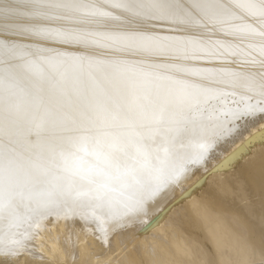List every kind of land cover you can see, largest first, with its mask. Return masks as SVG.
I'll return each instance as SVG.
<instances>
[{"label": "bare ground", "instance_id": "obj_1", "mask_svg": "<svg viewBox=\"0 0 264 264\" xmlns=\"http://www.w3.org/2000/svg\"><path fill=\"white\" fill-rule=\"evenodd\" d=\"M112 2L110 17L64 22L86 43L0 36L14 45L0 60L15 73L11 86L0 83V109L22 105L17 124L0 125V139L15 141L25 164L39 161L0 186V260L264 264V18L236 7L243 0H222L231 7L195 26L144 18L139 28L152 45L144 49L117 39L127 21ZM15 4L0 0V11ZM149 100L163 119L114 122L103 143L111 163L101 161L92 181L57 157L59 131L29 133L45 105L122 103L140 112Z\"/></svg>", "mask_w": 264, "mask_h": 264}, {"label": "snow or ice", "instance_id": "obj_2", "mask_svg": "<svg viewBox=\"0 0 264 264\" xmlns=\"http://www.w3.org/2000/svg\"><path fill=\"white\" fill-rule=\"evenodd\" d=\"M107 0H16V4L8 11H0V36L17 33L21 36L42 40L60 39L65 43H86V40L74 29L67 28L65 21H80L86 15L110 17L111 12L105 11ZM111 8L121 9V14L127 21V27L122 36L118 37L129 46L144 49L151 48V42L143 36L139 26L144 18L171 20L180 25L195 26L206 19L211 21L215 14L231 7L222 0H115ZM247 10L248 14L264 18V0H243L238 4ZM59 24L53 31L48 25ZM63 29V31L61 30ZM14 45L0 40V51L12 52ZM0 83L11 86L14 82V70L6 60H0ZM132 71V68L128 69ZM120 91L126 97L127 85ZM69 111H59L44 106L40 117L29 121V133L39 134L49 127L59 131L57 137L62 143L57 157L63 161L74 175L85 173L90 181L103 171L100 162L111 163L110 154L104 151L103 143L110 135L108 129L116 121L128 122L135 118H146L151 114L157 122L163 119V111L157 114L154 102L149 100L146 105H138L140 112H133L131 107L122 103L109 105L107 103L84 104L80 107L69 105ZM22 110L20 103H9L0 109V125L9 126L18 123V114ZM2 130V129H0ZM15 141L5 142L0 139V186L11 187L19 179L18 174L24 172L30 175L31 170L39 167V161L29 158L25 164L22 154L13 147ZM111 147V145H109ZM242 144L238 151H242ZM91 158V159H89Z\"/></svg>", "mask_w": 264, "mask_h": 264}, {"label": "rangeland", "instance_id": "obj_3", "mask_svg": "<svg viewBox=\"0 0 264 264\" xmlns=\"http://www.w3.org/2000/svg\"><path fill=\"white\" fill-rule=\"evenodd\" d=\"M261 139L262 140H264V135H263V137H261ZM255 143H257V141H254ZM254 143V144H255ZM253 144V142L252 143H250V144H248L249 145V147H251L252 145H254ZM207 168H205V170H203V173L205 172H208V170H210V169H207ZM250 172V171H249ZM248 171H246V173L248 174L249 173ZM254 185H258V182H256V181H254V180H251V181H249V186H251L252 188H255L256 186H254ZM259 201H260V203H261V207H262V209L264 210V194L262 193V196L261 197H259V199H258ZM169 203V200L164 204V207L167 205ZM249 230L252 232L253 231V227H252V224L250 223L249 224ZM253 234V233H252ZM254 236V235H253ZM0 264H3V263H6V264H17L18 262H13V261H7V260H5V259H1L0 260ZM23 262V263H22ZM22 262H19V263H21V264H29L27 261H22ZM18 263V264H19Z\"/></svg>", "mask_w": 264, "mask_h": 264}]
</instances>
